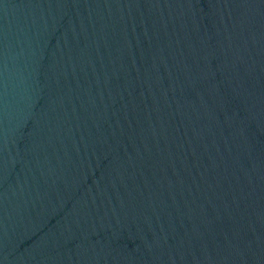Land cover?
<instances>
[{
  "label": "water",
  "instance_id": "95a60500",
  "mask_svg": "<svg viewBox=\"0 0 264 264\" xmlns=\"http://www.w3.org/2000/svg\"><path fill=\"white\" fill-rule=\"evenodd\" d=\"M0 264H264V0H0Z\"/></svg>",
  "mask_w": 264,
  "mask_h": 264
}]
</instances>
